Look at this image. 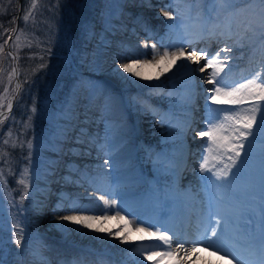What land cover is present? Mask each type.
<instances>
[{
	"label": "bare ground",
	"instance_id": "6f19581e",
	"mask_svg": "<svg viewBox=\"0 0 264 264\" xmlns=\"http://www.w3.org/2000/svg\"><path fill=\"white\" fill-rule=\"evenodd\" d=\"M162 3L163 0H128L125 13L112 19L110 28L107 30L109 40L103 47L102 52V64L104 68H107L106 74L110 80L102 78L106 80V89L101 90L102 92H99L98 96L101 98L100 95H106L114 87L120 95H111L108 100L109 104H107L104 111L98 103L100 99L93 98L82 113L83 116L80 117L83 120V126L80 128L79 139L76 140L78 146L75 148L68 146V149H64L68 145L66 142L72 138L74 133L73 129L67 126L66 136L59 139L63 145L62 151L57 152L53 149L51 152V166H53L54 175L60 173L59 168L63 164L62 155L69 152L72 157V160L67 164L69 172L60 174L66 188L63 192H60L59 201L54 202V212L62 210L61 215L55 213L53 215V227H45L40 232L43 237L50 238L52 241L49 242V246H51L52 259H55L54 264H59L57 261L61 264H186L188 257H194L197 253L200 257L204 255V260L209 264H217V262L220 264H236L231 261V259L234 260L233 257L239 258V260L236 259L239 264L241 260L244 264H260L261 259H264L261 256L259 247L262 235L259 222L262 217V209H264V158L261 149L255 155L257 161H261V166L253 169L252 167H256L253 162L248 161L251 166L245 162L244 166L234 169L237 175L232 176L228 184L218 182L213 185L211 181L202 179V177L207 178L212 174L208 171L201 173L199 168L198 170L191 169L192 163L186 165L191 166L190 168L184 166L182 169L177 168L176 173L166 171L162 166L163 162H169L176 158L178 167H180L182 159L185 158V153L195 155L199 146L208 139L207 137L197 136L193 139V144L188 147L186 136L183 135L178 140L177 134L172 133L169 124L180 123L181 129L185 130L187 134L190 127L206 130L205 123H202L203 125L199 127L193 119L196 115L195 111L199 109L197 108L199 99L205 96L206 89L212 87L204 80L211 69H206L204 73H201L198 70V65L191 61H188L187 64L183 60L177 61L176 64H172L170 61H160L159 64L153 63L138 67L136 70L140 72V76L137 77L124 72L118 67L121 63H129L132 59H136L134 56L139 55L142 51L150 49L153 52L149 45L147 47L141 45L139 39L143 34L140 32L151 33L152 35L158 34L157 41L161 49H163L161 46L166 45L167 42L169 45L172 44L179 48L182 41H185L193 50L199 52L201 49H205L209 55H212L222 42L231 50H237L236 55H240L242 53L241 49L236 47L245 43L247 46L245 49H247V55H249L243 57L244 62L238 70L247 67L244 76L248 78H252L261 69H258L257 66L263 64L264 56L261 59L262 63L256 64L255 60L259 57L262 48H258V40H248L247 43L243 41L240 36L243 31L241 23L230 33L227 26L222 31L219 30L220 32L213 29L210 34H204L199 30L194 33H187V35L179 34L174 28L173 18L163 15L168 7L167 5L163 6ZM172 8L175 14H179L178 7L172 6ZM179 8L183 12L182 24L186 23L188 25L190 20H196L197 17L204 14V8L190 10L186 4L181 5ZM191 12H193V15L189 17ZM160 16H163L164 20L160 21ZM197 23H200V21ZM159 25L164 26L161 33L158 30ZM152 27H155L154 31H152ZM161 53L162 50L160 49L154 53L156 60H160ZM221 58H223V55ZM235 60L240 63V59ZM202 62L205 63L206 61L201 60L200 63ZM231 62L233 60L229 59L227 68L230 67L229 64L232 65ZM159 68L166 73L168 78L172 77L174 80L173 88H170L164 109H161L159 104L156 107L157 112L161 110V114L158 113L160 119L142 117L146 108H149V105L152 104L149 101L147 102L146 97L153 95L157 85H159L157 81L162 79L160 78ZM182 79L189 81L183 82ZM179 81H182L183 84L181 85ZM130 88L135 90V94H133L132 100L131 98L126 100L123 91H128ZM187 91L190 93L187 101L191 106L188 110L174 102V97L172 98L175 93L187 95ZM140 93L144 96H140ZM81 97L80 93L73 97L72 108L74 111L79 110ZM105 98L108 97L105 96ZM100 102L102 101L100 100ZM218 105L222 106L223 104L215 103V107ZM189 117L192 119L193 124L186 123ZM116 119H120V121ZM106 122L110 124L109 127H106ZM95 133H100L99 138H101L99 140H96V136L93 135ZM143 136L149 137L150 143L152 141L157 142L154 155L148 154L146 155L147 158H144L142 154ZM102 145L103 147L106 146L105 151L103 147L101 148ZM206 148H201L199 151L201 153L200 161H202L203 155L206 154ZM114 149L116 151L112 153ZM109 152V158L104 160L105 155ZM207 154L209 156V153ZM54 156L57 158H54ZM255 156L252 157L255 158ZM136 161H138V168L135 166ZM147 162H150L148 163L150 165ZM119 165L125 166L122 171L117 169ZM187 169L191 170L184 172ZM251 170L253 176L250 175ZM107 171H111V173L113 171L117 176L125 174L127 175L126 181H138L142 185L156 182L161 186H165L166 183L176 185L182 182L187 186L184 190H186V193L188 192L190 198L196 199L197 208H194V213L200 217L206 227V216L209 207H211L214 214L220 212L228 219L229 223L225 233L216 240L217 247L210 248L207 238L202 237L200 233L196 236V233L202 229L196 228L193 224L199 223L198 221L190 219L187 229L183 231L176 230L173 221L177 219V209L174 205L173 207L170 204L166 205L167 199L164 200L163 205L169 208V215L161 221H152L153 228L150 229L148 224L152 217H150L147 205L149 198L144 192L138 193L141 197L140 201L143 202L144 210L137 212L133 218L128 216L129 213L127 212L132 211L126 205H121L119 208L122 214L115 211V203L107 206V212L114 213H104L105 215L102 216L101 212L106 206L100 197H103L101 192L105 188L104 182L106 181ZM241 187L252 191L251 198L245 191L244 193L240 192ZM39 202L43 205L42 207L39 205V209L42 211H44L46 205L50 206L48 197L45 194L40 196ZM74 208L90 210L74 211L73 213L72 209ZM117 212H119V215H117ZM69 215L94 216L96 219L89 221L92 225L89 228L62 219V217ZM137 225L146 229V231L137 230ZM158 230L167 231L173 237L170 249L166 245L163 246L166 250L152 247V245L159 242L151 236V233ZM192 230L195 234L191 232ZM110 232L115 233V235H109ZM246 233L251 243H246ZM243 238H246V240L241 243ZM200 240L205 241L199 244L200 247L192 246L193 241ZM222 241L227 245H231V247L225 246V250ZM179 242L184 244L183 249L177 248L176 244ZM141 249H149L147 255H144ZM218 249H223L227 255H220L222 251ZM168 251L172 254L163 255L164 252ZM69 253L73 254L74 258H68L66 255ZM228 253L233 255L230 256ZM197 263L195 262V264Z\"/></svg>",
	"mask_w": 264,
	"mask_h": 264
},
{
	"label": "rangeland",
	"instance_id": "374dc122",
	"mask_svg": "<svg viewBox=\"0 0 264 264\" xmlns=\"http://www.w3.org/2000/svg\"><path fill=\"white\" fill-rule=\"evenodd\" d=\"M32 3L33 0L21 1L18 28L10 40V48L17 62L20 86L16 95L19 97L15 98L16 101L12 104L11 110L0 121V170H2L3 174L2 178H0V264H54L55 259H52L50 253L51 246H49V242L52 241L50 238L43 237L40 232L45 227H53V215L55 213H58L59 216L61 215L62 210L54 212V202L59 201L60 192H63L66 188L60 174L69 172L67 164L72 160V157L69 155V152L62 155L63 164L59 168L60 173L58 172L57 175H54V169L51 166V152L53 149L57 150V152L62 151L63 145L59 139L66 136L67 126H70L74 133L72 134V138L66 142L68 145L64 149H68V146L74 148L78 146L76 140L79 139L80 128L83 126V120L80 117L83 116L82 113L93 98L102 101L100 102L99 100L98 103L102 111H104L107 104H109V97L111 95H120L118 90L112 87L113 89L106 93V95H100L101 98L98 96L99 92H102L101 90L106 89L105 81L110 80L106 74L107 68H104L102 64L103 47H105V44L109 40L107 30L110 28L113 18L125 13L126 9H124V6L126 5V0H35L36 7L34 9L32 8ZM185 4L189 6L190 10L204 8L203 16L200 15L196 20H190L188 25L186 23L182 24L183 12H181L182 9L179 7ZM162 5H167L168 8L166 9L171 13L174 10L172 6L178 7L177 11L179 14L173 12L174 14L172 13L171 17L173 18L174 28L179 34H190L193 29L198 28L197 22L200 19L199 26L210 32L212 29L222 31L229 24H231L232 30H234L241 23L243 31L240 36L243 38V41L247 43L248 40H258V48H262L259 38L258 7L255 5L251 9H244L239 12L235 11V9L243 8L239 0H235L234 7L227 9L221 7L218 3L214 4L212 0H163ZM191 6H193L192 9ZM26 13L29 14L27 22L23 19ZM192 13H189V17L193 15ZM163 18V16H160V21L164 20ZM192 18L194 17L192 16ZM245 24H251V29L247 32V35H245ZM158 28L159 33L163 32V25H159ZM151 29L154 31L155 27ZM140 33L143 34L139 39L141 45H149L150 48H152V45H156L158 50H162L161 54H163L165 49L169 52H175L183 48L186 54L196 51L192 47H189L185 41H182L179 48L172 44L169 45L167 42L166 45L161 46L163 48L161 49L158 46V34ZM17 35L20 36L19 41L16 40ZM6 38L2 40L0 45L3 46L5 44ZM225 47V44L222 42L214 50V53ZM246 47L245 43L236 47L237 49H241L242 53L240 55H236L237 50H231L230 59L233 62H231L232 65L229 64V68L226 67L225 69L227 72L225 76L227 85L235 87L237 84L245 83L247 79H251L244 76L247 67L242 68V71L238 70L239 66L244 62L243 57L249 55H247ZM30 48L36 50L29 52ZM157 49L156 52H158ZM27 54L35 55L34 60L37 62L30 58H25ZM153 56L156 55L149 49L142 51V53L134 56V58L152 60ZM262 56H264V49H261L259 57L255 60L256 64L262 61ZM43 58L47 59L42 61L41 59ZM235 59H240V63L236 62ZM204 64V62L200 63L198 68L204 66ZM257 68H264V59L263 64L259 67L257 66ZM159 71L161 73L160 78L162 79L157 81L159 85H157L153 95L146 97L147 102L149 101L152 104H150L151 107L149 105V108H146L142 117L160 119L159 114H161V110L157 112L156 107L159 104L161 109H164L167 95L170 93V88H173L174 80L172 77L168 78L166 73L161 69ZM204 80H207V78ZM182 81L188 82L189 80L182 79ZM182 81H179L181 85L183 84ZM11 83V59L6 51L3 54L2 50H0V98L3 99L0 111H3L7 107V102L12 93ZM224 86L221 85V87ZM5 89H7V92H5ZM123 92H125L124 97L126 96V100L133 99L132 96L135 94L133 88ZM78 93L82 95L79 102L81 106L79 110L74 111L72 100ZM208 95L210 96L211 94L208 93ZM105 96L108 98H105ZM140 96L144 95L140 93ZM189 97L190 93L188 91L187 95L175 93L172 96L174 102L187 110L191 107L187 101ZM209 103L212 104V107H215V103L210 100ZM252 103V101H245L241 105L223 104L222 106H218L220 108H235L242 111L244 108L250 107ZM16 107L18 108L15 111ZM125 107L127 108V105ZM197 108L199 109L195 111L196 113L194 112L196 115L193 120L194 123H197L201 127L206 115L205 96L199 99V106ZM220 115L223 116L225 113H221ZM116 120L120 121V119ZM186 123L193 124L192 119L189 117ZM105 125L106 127L110 126L108 122ZM169 127L173 134H177L178 140L183 135L186 136L188 147L193 144V139L197 138L193 133L203 131L202 129L199 130L200 128L190 127V131L187 134L185 130L181 129L180 123L169 124ZM254 132L255 135L249 137V140L245 142L246 154H241L243 163L238 162L239 167L244 166L245 162L251 166L248 162L249 160L256 166L252 167L253 169L261 166V161H257L255 155L261 149L262 157L264 158V133H261L258 127L254 128ZM93 135L96 136V140L101 138H99L100 133ZM149 140V137L143 136L142 154L144 158H147L146 155L148 154L154 155L157 149V142L152 141L153 143H150ZM206 141L207 139L199 146L195 155L185 153V158L182 159L180 167H178V160L175 158V160L163 162V168L171 173H176V169H182L183 166L186 168L192 166L191 169L198 170L201 162V153L199 151L201 148L205 149L207 147ZM29 143L31 147H29ZM105 147H103L104 151ZM115 151L116 149L112 153H115ZM109 155L110 152L105 155L104 160L108 159ZM216 155L215 152L209 153V163H211L208 166L211 169L208 172L210 174L216 168L223 167L225 163L229 162L227 155H231V152H228L223 158L214 159L213 157ZM252 156H255V158ZM54 158L57 157L54 156ZM191 163L193 165L186 166ZM137 164L138 161L135 164L138 168ZM124 167L119 165L117 169L122 171ZM191 169H187L184 172H188ZM250 175L253 176L252 170L250 171ZM126 178L127 175L125 174L117 176L113 171L112 173L111 171H107L106 181L104 182L105 188L101 193L104 199L115 202V211H119L121 205H126L132 211L127 212L129 213L128 216L133 218L137 212L144 210L143 202L140 201L141 197L138 194L144 192L149 198L147 205L150 217H152L148 224L150 229L153 228L152 221H161L166 218L165 215H169V208L163 205L164 200L167 199L166 205L172 203V207L174 205L177 209V219L173 221L176 230L183 231L184 228L182 226H189V220L191 219L199 222L193 224L198 229L202 228L198 232L202 237L209 235V232L206 233V226L200 217L194 213V208H197L196 199L190 198L188 192L186 193V190H184L187 186L182 182L176 185L166 183L165 186H161L156 182L154 184L142 185L138 181H126ZM21 179L25 180V184L19 183ZM54 180L55 182H53ZM244 191L251 198L252 191L241 187L240 192L244 193ZM44 194L48 197L50 206L46 205L44 211H42L39 209V205L40 207L43 206L40 204L39 198ZM156 198L157 200H155ZM101 213L104 216L107 213L112 214L114 212H107V208H105ZM120 214L122 213L120 212ZM262 215H264V211H262ZM179 216L183 217L184 221H179ZM191 232L195 234L194 230ZM247 235L246 233V238H249ZM17 238L20 239V244L16 243ZM246 238L243 239L245 240ZM222 244L223 248L225 246L231 247V245H227L223 241ZM197 247H200V245L198 244ZM156 248L166 250L165 247ZM188 249L190 248L188 247ZM220 255L224 256L227 253L222 251ZM66 256L74 258V255L71 253ZM204 258V255L200 257L199 253H197L194 257H188L186 264H190V262L191 264H195V262H198L197 264H209ZM233 258L234 260L231 259L232 263L239 264L236 262V258ZM57 263L61 264L59 261ZM217 264L220 263L217 262Z\"/></svg>",
	"mask_w": 264,
	"mask_h": 264
},
{
	"label": "snow or ice",
	"instance_id": "6c2138e0",
	"mask_svg": "<svg viewBox=\"0 0 264 264\" xmlns=\"http://www.w3.org/2000/svg\"><path fill=\"white\" fill-rule=\"evenodd\" d=\"M214 4H219L221 7L227 9L234 7L235 0H212ZM239 3L243 6L242 9H235L239 12L244 9H251L254 5L258 7V16H259V38L262 49H264V0H239ZM36 7L35 0H33L32 8ZM163 15L165 17L171 18L172 13L170 11H164ZM24 21L29 20V14H25ZM15 18H13V23ZM245 35L251 29V24H245ZM232 30L231 24L228 25V32ZM7 32L8 30L5 29ZM13 31H17L13 29ZM20 36L17 35L16 40L19 41ZM7 43V41H5ZM147 47V45H145ZM152 51L156 52V45H152ZM3 46L0 45V50ZM230 47H225L219 49L212 55H209L205 49H201L199 52L193 51L189 54H185L183 48L178 49L175 52H169L167 49L164 50L163 54L160 56V60H156L153 56L152 60H139L132 59L129 63H121L118 67L124 72L131 75L140 76V72L136 69L138 67H143L147 64L156 63L159 64L160 61H170L172 64H176L177 61L183 60L185 64L188 61L194 62L199 65L201 60L206 61L204 66L199 67V71L204 73L206 69H211L207 73L206 83L212 85L211 88L205 90V104H206V115L204 119L205 131L196 132L195 135L199 137H207V148L206 154L203 155V159L199 164V170L201 173L210 171L209 156L207 153L215 152L217 155L213 158H223L227 155L228 152H231V155H227L228 163H225L223 167L216 168L212 175L202 179L211 181L213 185L218 182L224 184L230 183L231 177L237 175V172L234 169L239 168V163H243L242 153H245V142L249 140V137L255 135L254 128L258 127L261 133H264V68L260 71H257L251 79H247L245 83H239L237 86L232 87L227 85L225 82V76L227 72L225 71L228 66L230 59ZM223 55V59L221 56ZM43 67V65H41ZM223 74V75H222ZM11 79V77H10ZM221 85H225L221 87ZM7 92V89H5ZM208 93H211L209 96ZM209 100L216 104H227V105H241L245 101H252L250 107L244 108L242 111H239L235 108H220L212 107V104L209 103ZM3 105V99L0 98V106ZM12 101L7 102V108L10 111L12 108ZM35 110V109H33ZM221 113L225 115L221 116ZM230 113V114H228ZM0 116H3V113H0ZM10 135V134H9ZM7 143V141H5ZM29 147L31 144L29 143ZM107 163V162H105ZM27 171V170H25ZM2 170H0V178H2ZM20 184H25V180L21 179ZM104 201V205L109 206L114 204V201H109L100 197ZM73 211H89L90 209H79L74 208ZM264 211V209H262ZM119 215V212H117ZM63 220L71 221L76 224L84 225L85 227L91 228L92 225L89 221L96 219L94 216H83V215H69L62 217ZM207 227L205 228L206 233L210 231V235H207L208 246L210 248H216V240L220 238L226 231L228 227V219L221 215L220 212L215 214L212 212L211 207H209L207 216H206ZM137 230L146 231V229L137 225ZM261 240H260V251L261 256L264 257V215L261 218ZM109 235H115V233H109ZM151 236L154 237L159 243L152 245V247H163L167 246L169 249L173 243V237L168 234L167 231H157L151 233ZM20 239L17 238L16 243L20 244ZM205 241H193V247H196L198 244L204 243ZM177 248L183 249L184 244L178 243ZM223 251V249H218ZM149 249H141V252L144 255H147ZM170 251L164 252L163 255H171ZM228 255H233L228 253ZM162 258V257H161ZM236 259L239 260L238 257ZM240 264H244L241 260ZM260 264H264V259H261Z\"/></svg>",
	"mask_w": 264,
	"mask_h": 264
},
{
	"label": "trees",
	"instance_id": "16d2710c",
	"mask_svg": "<svg viewBox=\"0 0 264 264\" xmlns=\"http://www.w3.org/2000/svg\"><path fill=\"white\" fill-rule=\"evenodd\" d=\"M16 5H17V0H0V44H1L2 40H4L8 36V33L14 27L13 18H15V15H16ZM5 29H7L8 31L6 32ZM35 50L36 49H34V48H30L28 51L30 52V51H35ZM2 53L3 54L5 53L4 45L2 48ZM30 59L34 60L35 57H32ZM46 59L47 58H43L41 60L45 61ZM56 59H59V58H56ZM34 61H36V60H34ZM18 79H19V77H18ZM16 97H19V96L16 95ZM15 98H14L13 103H15V101H16ZM17 108L18 107H16L15 111L17 110Z\"/></svg>",
	"mask_w": 264,
	"mask_h": 264
},
{
	"label": "water",
	"instance_id": "95a60500",
	"mask_svg": "<svg viewBox=\"0 0 264 264\" xmlns=\"http://www.w3.org/2000/svg\"><path fill=\"white\" fill-rule=\"evenodd\" d=\"M19 15H20V0H17V5H16V15H15V22H14V27L13 29L18 28V20H19ZM12 31L10 32V34L7 36L6 41L7 43H5V51L7 52L8 56L11 59V63H12V93L9 97V100L14 101V98L16 97V94L18 92L20 83L18 80V70H17V62H16V57L14 55V53L12 52L11 48H10V40L13 37V35L15 34L16 31ZM32 56L35 55H26L25 58H30ZM8 108L6 107L1 113H3V116H0V121L2 120V118L5 116V114L8 112Z\"/></svg>",
	"mask_w": 264,
	"mask_h": 264
}]
</instances>
